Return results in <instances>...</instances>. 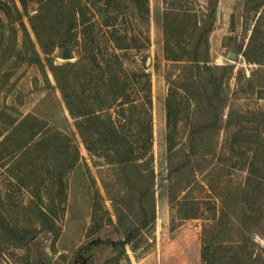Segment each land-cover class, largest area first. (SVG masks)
<instances>
[{"label": "rangeland", "instance_id": "1", "mask_svg": "<svg viewBox=\"0 0 264 264\" xmlns=\"http://www.w3.org/2000/svg\"><path fill=\"white\" fill-rule=\"evenodd\" d=\"M192 1L146 0V9L140 12L134 5L124 11L114 9L111 4L105 13L96 12V20L105 19L114 27L97 25L94 28L89 54L99 63L109 60L111 66L103 69L117 75L120 91L124 89L135 102L132 123L127 122L130 112H115L117 106L111 110L113 119L117 123L126 121L125 131L131 139L138 131L143 133L140 129L142 121L150 124L152 130L149 166L154 170L156 218L153 227L143 229L123 250L108 244L92 246L88 253L83 254L86 264H205L202 227L218 218L221 193L235 186L242 188L238 193L239 207L246 208L248 215L258 221H249L248 225L254 231L244 233L242 241L234 244L238 250L237 258H230L232 252L220 251L215 256V264H264V239L258 235V231L264 229V64L247 62L243 56L253 37L255 44L262 45L260 54L255 53V56L262 57L264 63V0H217L215 25L209 36L210 64L234 66L230 79L231 107L242 115L243 120L220 131L218 151L221 155L215 157L206 170L196 171L185 186L186 177L176 182V172L168 176V169H178L176 149L179 147L176 145L171 152L167 150L164 102L169 90L165 73L170 69V62L165 59L162 14L167 3L191 2L194 8L205 6L204 0ZM15 2L35 40L29 17L36 12L37 4L28 0L26 13L19 0ZM0 16L4 22L0 27V116L6 120L14 114L13 110L3 111V104L18 109L22 114L32 113L45 120L47 126L71 136L80 153L77 168L62 176L57 174L55 179L54 190L58 200L63 196L62 187L65 193L64 199L55 207L60 228L55 239L53 233L46 229L22 242H16L13 235L4 233L1 222L2 216H9L6 213L8 202L18 205V220L23 225L38 226L39 223L34 221L35 214L30 209L19 206L26 205L31 197L26 187L29 184L27 179L24 180L25 176L19 173L13 161L0 163V193L5 200V204L0 205V264H80L78 251L92 240L123 238L102 187V178L109 174L110 165L100 152L86 149L48 67L46 55L38 44L36 48L46 74L42 73L37 58L30 52L24 53L20 24H8L2 12ZM117 43L122 48L116 47ZM66 50L70 52L68 57L63 55ZM113 53L118 59L110 58ZM230 53L233 57H229ZM50 57L55 64L72 63L79 59V52L71 47L55 48ZM91 69L94 75L101 73L95 63ZM147 84L150 85L151 103L146 97ZM126 107L124 104L123 108ZM176 117L175 114L171 119ZM4 119H0V127L5 126ZM181 131L183 122L176 121L173 140L181 136ZM135 145L143 144L138 141ZM168 157L171 158L169 163ZM189 167L183 166L181 172ZM45 182L49 186L50 180ZM174 183L177 185L170 189ZM45 189L42 194L47 199ZM94 200L106 205L111 220L106 215L102 216L100 208L96 219L92 218ZM242 221H245L244 216ZM240 256L245 257L241 260Z\"/></svg>", "mask_w": 264, "mask_h": 264}, {"label": "trees", "instance_id": "2", "mask_svg": "<svg viewBox=\"0 0 264 264\" xmlns=\"http://www.w3.org/2000/svg\"><path fill=\"white\" fill-rule=\"evenodd\" d=\"M27 1L19 0L26 13ZM30 1L37 4L36 12L29 17L35 40L26 28L22 11L15 0H0V12L6 17L8 24H20L25 42L24 53L30 52L32 57L38 59L43 74L46 71L36 44L46 55L48 67L68 113L75 120V129L86 149L98 154L100 152L110 165L109 174L102 178V187L123 238L94 239L81 247L78 251L80 264H86L83 254L88 253L92 246L108 244L119 246L123 250L126 244L133 243L143 229L153 227L156 218L154 170L149 166L152 160L150 124L142 121L140 129L143 133L138 131L131 139L125 131L126 121L115 122L111 110L117 106L115 112H130L127 122L132 123L135 102L124 89L123 92L120 91L117 75L103 69L111 66L109 60L104 59L99 63L89 54L94 40L91 35L94 28L97 25L114 27L113 23L105 19L96 20V12L105 13L111 4L114 9L124 11L134 5L136 11L140 12L146 9V0ZM204 1V8L201 5L194 8L191 2L167 3L162 14L165 59L170 62V69L165 73L169 90L164 102L167 113V150L171 152L176 145L179 147L176 149L178 169H168V176L176 172V182L186 177L185 186L191 182L196 171L206 170L212 165L213 159L221 155L218 151L220 131L230 129L243 120L242 115L231 107L230 79L234 66L210 64L209 36L215 25L217 0ZM3 25L0 16V27ZM117 44L116 47L122 48L120 43ZM68 47L77 49L79 59L72 63L55 64L50 57L52 51ZM261 49L262 45L255 44L252 37L243 52L245 60L264 64L262 57L255 56V53L260 54L258 52ZM112 57L118 59L115 53L110 56ZM93 63L101 69V73L96 72L94 75L91 69ZM146 87V97L151 103L150 85L147 84ZM124 104L126 109L123 108ZM4 110H13L14 114L9 115L6 120L0 116L5 121V126L0 127V163L8 164L13 161L19 173L25 176L24 180L27 179L29 184L26 187L31 197L26 205L19 206L25 210L30 209L35 214L34 221L39 223L38 226L23 225L18 220V205L8 202L6 213L9 216H2L1 222L4 233L13 235L14 241L22 242L46 229L53 233L55 239L60 231L55 207L65 197L63 187V196L59 200L55 195V179L57 174L62 176L75 166L80 159L79 150L73 144L71 136L47 126L45 120L36 115L22 114L18 109L3 104ZM175 114L177 117L171 119ZM176 121L183 122V131L177 140H173ZM138 141L143 145H135ZM169 162L171 158L168 157ZM185 165H190L189 169L181 172ZM47 179L50 180L49 186L45 185ZM175 185L177 183L172 184L170 189ZM44 188L48 192L47 199L42 194ZM239 191L242 188L238 186L223 191L220 195L218 218L202 227L205 264H215V256L220 251L232 252L230 258H237L238 250L234 244L242 241L244 233L254 231L248 222H256L258 219L248 215L246 208L239 207ZM3 203L5 204V200L0 193V205ZM99 208L102 216L106 215L111 220L109 209L97 200L92 203V218L96 219ZM24 214L28 216L26 212ZM258 235L264 239V229H260ZM241 256L242 260L245 256Z\"/></svg>", "mask_w": 264, "mask_h": 264}, {"label": "water", "instance_id": "3", "mask_svg": "<svg viewBox=\"0 0 264 264\" xmlns=\"http://www.w3.org/2000/svg\"><path fill=\"white\" fill-rule=\"evenodd\" d=\"M69 54H70V52H69L68 50H66V51L63 52V55H64L65 57H68ZM229 57H233V54L230 53V54H229ZM40 264H44V263H40ZM81 264H84V262H82Z\"/></svg>", "mask_w": 264, "mask_h": 264}, {"label": "crops", "instance_id": "4", "mask_svg": "<svg viewBox=\"0 0 264 264\" xmlns=\"http://www.w3.org/2000/svg\"><path fill=\"white\" fill-rule=\"evenodd\" d=\"M79 161H80V159H79ZM79 161L75 164V166L72 168V170L75 169V168H77V166H78L79 163H80Z\"/></svg>", "mask_w": 264, "mask_h": 264}]
</instances>
